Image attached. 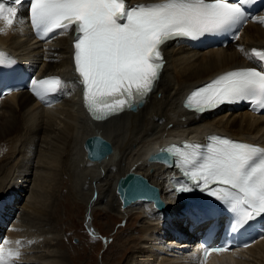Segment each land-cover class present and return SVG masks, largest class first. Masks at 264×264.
<instances>
[{"label":"bare ground","instance_id":"1","mask_svg":"<svg viewBox=\"0 0 264 264\" xmlns=\"http://www.w3.org/2000/svg\"><path fill=\"white\" fill-rule=\"evenodd\" d=\"M155 2L159 0H126L129 6ZM17 7L13 26L6 33H0V51L9 53L37 77H59L65 87L42 101L34 100L28 90L10 93L0 99L1 216L6 221L10 218L14 227L6 231L9 243L2 246L19 251L20 244L16 242L20 241L23 230L18 225L20 216H36L38 199L25 200L28 179L35 183L34 197L36 191L40 194L44 190L43 183L49 181L51 172L59 170L61 179L67 176L76 197L87 205L88 225H93L96 209L113 212L121 218L128 217L131 222L136 218L144 220L137 231L145 234V255H139L140 258L129 264H150V259L156 261L154 264H186V261L168 256L169 249L164 242L173 240H162L169 228L182 230L183 221L176 216L167 224L169 221L162 216L163 212L152 208L150 201H138L123 208L116 186L120 177L133 171L147 177L160 188L163 199H168L165 182L173 168L150 162L148 156L182 136L206 142L212 134L222 133L264 145L263 115L225 107L201 115L182 107L184 98L193 88L220 73L257 67L260 62L250 56L252 49L264 50V11L248 23L237 42L226 48L199 51L186 41L166 43L162 46L166 63L145 104L138 111L125 110L107 119L95 120L85 112L80 98L79 77L73 59L75 32L54 33L43 43L32 41L23 24L22 5ZM93 135H101L113 145L112 153L100 161L91 160L84 149L86 139ZM167 202L168 206L176 205L170 198ZM165 220L167 227L162 226ZM136 239L129 237L127 241L131 244ZM186 242L182 244L186 245ZM23 253L14 258L18 260L17 264H26L27 260L22 262ZM42 262L51 264L48 260ZM209 264H264V239L235 255L218 257Z\"/></svg>","mask_w":264,"mask_h":264},{"label":"snow or ice","instance_id":"2","mask_svg":"<svg viewBox=\"0 0 264 264\" xmlns=\"http://www.w3.org/2000/svg\"><path fill=\"white\" fill-rule=\"evenodd\" d=\"M248 2L159 0L129 6L126 0H31L29 11L41 38L75 32L73 59L84 106L93 119L104 120L142 104L152 92L164 66L163 45L241 24L246 19L243 5ZM20 3H0V33L13 26ZM250 58L264 64V50L252 49ZM13 63L0 52V67ZM64 87L59 77L31 81L32 92L41 100ZM242 100L250 101L253 110L264 108V70L243 68L219 75L193 91L185 106L202 113ZM210 140L205 152L192 144L166 151L177 157L193 185L235 214V227H243L264 215V149L218 136ZM191 190L188 186L178 189ZM227 251H231L228 245L207 248L204 258ZM19 256L18 250L0 246V264H10Z\"/></svg>","mask_w":264,"mask_h":264},{"label":"rangeland","instance_id":"3","mask_svg":"<svg viewBox=\"0 0 264 264\" xmlns=\"http://www.w3.org/2000/svg\"><path fill=\"white\" fill-rule=\"evenodd\" d=\"M56 171L51 172L49 181H46L48 183H43V193L35 192L37 198L32 195L35 183L28 179L25 200L31 202L38 199L39 203L36 202V216L25 214L21 218L19 215L17 224L23 229L20 232V249L25 251L19 249L20 253L24 252L22 262L27 260L26 264H41L48 260L51 264H129L145 255L143 245L146 237L137 231L144 221L142 218L131 222L128 217L121 218L113 212L96 209L92 223L101 234L92 236L86 225L87 205L76 197L72 181L67 176L62 180L60 171ZM134 236L137 239L130 244L127 239ZM150 262L154 264L156 261L150 259Z\"/></svg>","mask_w":264,"mask_h":264},{"label":"water","instance_id":"4","mask_svg":"<svg viewBox=\"0 0 264 264\" xmlns=\"http://www.w3.org/2000/svg\"><path fill=\"white\" fill-rule=\"evenodd\" d=\"M85 147L88 157L98 161L113 151L111 142L101 135L88 137L85 142ZM156 157H159V155H153L150 159L153 160ZM117 191L123 201L124 207L138 199H144L154 201L155 206L159 209L164 208V201L160 197L159 188L153 185L142 174L133 171L126 173L119 179Z\"/></svg>","mask_w":264,"mask_h":264}]
</instances>
